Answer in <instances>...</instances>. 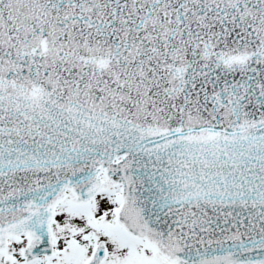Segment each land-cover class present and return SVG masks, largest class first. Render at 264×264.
I'll use <instances>...</instances> for the list:
<instances>
[{
  "label": "snow or ice",
  "instance_id": "obj_1",
  "mask_svg": "<svg viewBox=\"0 0 264 264\" xmlns=\"http://www.w3.org/2000/svg\"><path fill=\"white\" fill-rule=\"evenodd\" d=\"M0 264H264V0H0Z\"/></svg>",
  "mask_w": 264,
  "mask_h": 264
}]
</instances>
